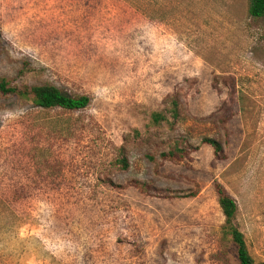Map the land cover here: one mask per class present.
I'll return each mask as SVG.
<instances>
[{
	"label": "rangeland",
	"instance_id": "374dc122",
	"mask_svg": "<svg viewBox=\"0 0 264 264\" xmlns=\"http://www.w3.org/2000/svg\"><path fill=\"white\" fill-rule=\"evenodd\" d=\"M248 4L0 0V79L91 99L0 93V264H239L217 183L264 262V18Z\"/></svg>",
	"mask_w": 264,
	"mask_h": 264
},
{
	"label": "trees",
	"instance_id": "16d2710c",
	"mask_svg": "<svg viewBox=\"0 0 264 264\" xmlns=\"http://www.w3.org/2000/svg\"><path fill=\"white\" fill-rule=\"evenodd\" d=\"M248 13L253 18H264V0H249ZM0 93L2 95H15L21 99L28 100L36 107L43 109L60 108L68 111H80L89 106L91 99L88 96H69L60 88L53 85H38L23 88L12 86L6 79H0ZM161 116H155V121L159 122ZM205 143L209 144L215 153L219 154L221 146L218 142L211 139H206ZM173 154H164L162 157H172ZM120 163L124 168L128 167L126 160H121ZM216 192L218 195V203L225 217L226 234L231 236V239L236 247L237 260L239 264H256L249 253L244 235L234 224L236 213L238 210L235 199L229 195L226 189L220 184H216ZM264 264V262L259 263Z\"/></svg>",
	"mask_w": 264,
	"mask_h": 264
}]
</instances>
